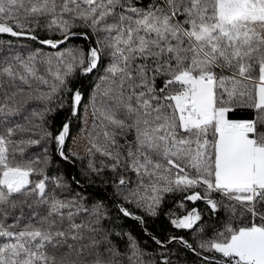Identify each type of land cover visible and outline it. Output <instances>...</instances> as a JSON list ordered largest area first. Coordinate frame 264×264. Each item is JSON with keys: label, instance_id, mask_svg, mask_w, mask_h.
<instances>
[{"label": "snow or ice", "instance_id": "1", "mask_svg": "<svg viewBox=\"0 0 264 264\" xmlns=\"http://www.w3.org/2000/svg\"><path fill=\"white\" fill-rule=\"evenodd\" d=\"M0 264H264V0H0Z\"/></svg>", "mask_w": 264, "mask_h": 264}, {"label": "trees", "instance_id": "2", "mask_svg": "<svg viewBox=\"0 0 264 264\" xmlns=\"http://www.w3.org/2000/svg\"><path fill=\"white\" fill-rule=\"evenodd\" d=\"M69 143H71V141H69ZM67 171H68L69 175H71V173H72V168H71V167L68 168ZM75 174H76L77 176H79V162H77V167H76V170H75ZM109 191H111V189H109ZM190 206H192L191 203H189V207H190ZM200 206L202 207L203 205H200ZM168 207H172V205H166L165 210H167ZM174 210L177 211L178 213H180V211H181L180 209H174ZM162 222H163V217H161L160 220H157V221H156V224L159 225V224L162 223Z\"/></svg>", "mask_w": 264, "mask_h": 264}, {"label": "water", "instance_id": "3", "mask_svg": "<svg viewBox=\"0 0 264 264\" xmlns=\"http://www.w3.org/2000/svg\"><path fill=\"white\" fill-rule=\"evenodd\" d=\"M75 170H76V168L75 169L72 168V173L71 174L75 173Z\"/></svg>", "mask_w": 264, "mask_h": 264}]
</instances>
